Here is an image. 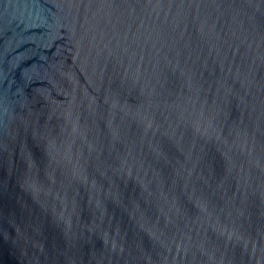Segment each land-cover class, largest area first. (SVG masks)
Instances as JSON below:
<instances>
[{
	"label": "water",
	"instance_id": "95a60500",
	"mask_svg": "<svg viewBox=\"0 0 264 264\" xmlns=\"http://www.w3.org/2000/svg\"><path fill=\"white\" fill-rule=\"evenodd\" d=\"M0 264H264V0H0Z\"/></svg>",
	"mask_w": 264,
	"mask_h": 264
}]
</instances>
